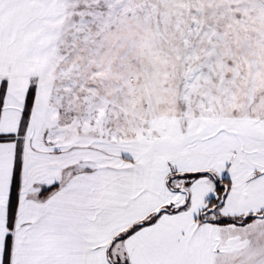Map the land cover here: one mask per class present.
Wrapping results in <instances>:
<instances>
[{"label":"snow or ice","instance_id":"obj_1","mask_svg":"<svg viewBox=\"0 0 264 264\" xmlns=\"http://www.w3.org/2000/svg\"><path fill=\"white\" fill-rule=\"evenodd\" d=\"M0 264H264V0H0Z\"/></svg>","mask_w":264,"mask_h":264}]
</instances>
